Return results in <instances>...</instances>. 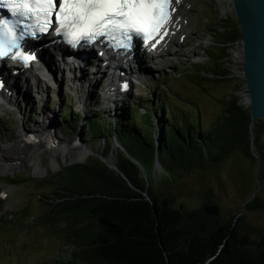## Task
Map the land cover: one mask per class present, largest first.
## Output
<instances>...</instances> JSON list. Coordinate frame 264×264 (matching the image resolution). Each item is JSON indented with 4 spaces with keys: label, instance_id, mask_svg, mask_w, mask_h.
<instances>
[{
    "label": "rangeland",
    "instance_id": "rangeland-1",
    "mask_svg": "<svg viewBox=\"0 0 264 264\" xmlns=\"http://www.w3.org/2000/svg\"><path fill=\"white\" fill-rule=\"evenodd\" d=\"M180 1L181 5L176 9L178 17L180 20L182 18L188 27L185 37H181L180 41L185 38L190 41L195 37L201 40L209 37L210 43L203 50L193 48L188 52L182 50L181 45L163 70L158 71L153 64L149 67L142 66L139 72L145 71L142 72L145 76L140 77L139 81L135 78L128 80L130 89L127 96L125 95L124 101L116 107L113 102L105 98L106 81L101 79V82L96 84L93 75L86 77L80 76L79 73L74 77L80 78L81 81L74 84L72 74L80 71L77 69H74L70 75L66 73V76L61 73L56 75L53 72L50 74L52 82H48L47 88L45 86L42 89L36 88L37 86L32 82V87L26 88L25 83L22 84L18 79L14 84H18L17 90L22 89L23 94L15 98L18 92L11 90L12 94L11 91L10 94L13 97L0 109V146L17 140L24 128L38 131L43 123H49L47 127L56 132L53 140L59 142L61 139L65 142H75L76 147L84 145L88 147L87 120L99 115L102 121L105 120L107 127L109 117L114 119L125 110L133 111V118L142 133L148 136L150 117L142 116V112L134 110H137L136 106L140 102H152L156 94L162 92L165 93L166 102L169 101L174 111L190 113L194 118L193 107H198L203 126L210 125L221 115L222 107L219 101L225 98L235 96L239 106L248 109L249 106L243 103L247 91L244 78L241 76L240 34L235 47L232 51L229 50L232 56L229 76H222L218 82H215L208 79L211 75L207 74L211 70V62L205 53L206 49L209 48L212 56L222 50L220 45L223 41L218 39L220 37L218 30L224 32L227 26L238 30L230 6L227 5L226 0L219 1L223 19V22H219L216 15L208 10H200L209 3L208 0ZM184 6L189 7L188 16L184 15ZM214 32L217 38L212 41ZM228 68L229 66L226 65L225 71ZM66 83L70 86L66 87ZM122 83L117 85L120 87ZM80 85L84 93L76 90L75 87ZM86 92L90 94L89 97ZM116 97L123 96L117 94ZM19 101H22L21 104L18 103ZM144 105L145 103H141L140 106ZM165 108L169 113L170 107L166 104ZM63 110H69L77 117L79 126L73 131L67 130L66 133L62 131L60 117L63 115ZM255 124L263 128L264 120L260 119ZM29 131L25 133H28V136L34 135L46 139L51 137L46 132L29 133ZM115 143L113 137L112 144ZM96 145L98 146L93 148L94 154H90L83 163L62 166L57 171L51 168L53 153L44 150L36 157V161L45 171L41 177L34 175L31 164L13 173H0V264H66L71 261V252L75 251V247L66 240L64 233V229L68 228L69 224L66 220L55 221L53 214L49 213L48 203L55 202L57 187L66 183L71 174V170H67L69 167L82 166L94 160L100 161L101 151L96 153V150L102 145V141ZM114 150L103 159L111 155L115 158ZM58 161L62 164L60 159ZM140 162L145 171L142 176L146 186H149L155 195L174 197L175 208L193 210L204 205H215L219 209L218 217L221 221H232L237 224L241 219L239 224L249 227L252 240L264 231V162L257 165L256 160L245 158L239 148L221 163L211 164L206 160H200L190 167L176 170H171L164 160L161 166L159 163H150L143 159H140ZM256 200L262 203L261 208L246 207ZM46 215L50 217L47 222H45Z\"/></svg>",
    "mask_w": 264,
    "mask_h": 264
},
{
    "label": "trees",
    "instance_id": "trees-1",
    "mask_svg": "<svg viewBox=\"0 0 264 264\" xmlns=\"http://www.w3.org/2000/svg\"><path fill=\"white\" fill-rule=\"evenodd\" d=\"M238 38V30L227 26L218 39L231 42ZM205 53L211 62L208 79L218 82L226 76L228 55L225 49L213 56L209 48ZM140 103H145L144 108L137 105L134 111L145 109L142 116L150 117L148 136L131 110L109 117L107 127L97 115L87 120L90 149L102 141L96 153L101 151L104 158L116 137L142 167L140 159L154 163L157 158L160 166L164 160L171 170L200 160L218 164L237 148L245 158L256 160V156L264 162V127H250L249 109L240 107L235 96L219 101L221 115L205 126L198 107H193L194 118L174 111L164 92L152 102ZM60 118L63 132L79 126L69 110H63ZM114 152L118 172L98 160L69 167L71 174L57 187L55 202L48 203L54 220L69 224L65 238L75 251L66 264H264V231L252 240L249 227L239 224L241 219L234 224L205 215L202 207L175 208L174 197L155 195L140 169L120 150ZM246 207L258 209L262 203L256 200Z\"/></svg>",
    "mask_w": 264,
    "mask_h": 264
},
{
    "label": "snow or ice",
    "instance_id": "snow-or-ice-1",
    "mask_svg": "<svg viewBox=\"0 0 264 264\" xmlns=\"http://www.w3.org/2000/svg\"><path fill=\"white\" fill-rule=\"evenodd\" d=\"M19 12L29 14L39 25L32 38L47 33L53 24L57 35L63 36L73 47L93 44L103 37L113 48L130 50L134 38L148 45L157 37L162 40L169 34L175 8L179 0H7ZM25 15V19L29 18ZM0 59H20L25 63L35 54H25L21 35L17 38L12 26L0 24ZM159 43V40H156ZM10 49H16L10 55ZM126 88L127 85L125 84Z\"/></svg>",
    "mask_w": 264,
    "mask_h": 264
},
{
    "label": "bare ground",
    "instance_id": "bare-ground-1",
    "mask_svg": "<svg viewBox=\"0 0 264 264\" xmlns=\"http://www.w3.org/2000/svg\"><path fill=\"white\" fill-rule=\"evenodd\" d=\"M180 5V0L179 3L174 2L175 9H177ZM187 31L188 30L185 21L182 18L180 20L176 10L172 18V23L168 26L169 34L165 37L162 43L156 46L155 50L153 51L156 55L155 62L152 61L151 64L156 66L158 69H163L164 67H166L171 62L173 54L178 51V48H180V38L184 37ZM49 48L51 47L49 46ZM42 56L46 63L45 67L47 68H42L41 66L37 67L38 65L36 66V63H32L29 65V68L27 70L23 69L20 71L19 68L16 69L15 72L21 75L20 77L22 80L20 82H22V84L24 82L26 88L32 87L31 82L37 86L36 88L42 89L45 86L47 88L48 82H52L50 79V74H52V72H55L56 75H58V73H61L63 76H66V73L69 74L68 72H71L73 68L80 70L79 72H77L78 74L81 72L80 76L84 75L87 77L93 75V79L96 84L97 82H101V79L106 81L107 83L108 81H110V77L112 76L114 81L128 83V80L134 79L133 76H138L139 79V77H142L144 75V73L142 72H145L143 70L141 73L139 72V69L144 66V63L128 62L124 65L116 64V67L112 68L111 66L103 65L102 60H99L95 63L96 57L92 56L90 53H88L85 58H82L84 64H78V68L67 63L70 60L69 56H71V54L63 52L60 53L54 48H51V50H45L44 54L42 53ZM6 75L7 74L4 70H0L1 90H8V94L2 95L3 92L0 93V109L3 107L4 103L10 102L9 100L11 99V97H13L11 96L12 91L11 94H9V90H11L13 81L9 79L11 78L9 76H7L8 78H5ZM138 79L136 78V81H139ZM79 81H81L80 78L73 77L72 82L74 84L80 83ZM114 81L112 80V83ZM67 84L68 83H66V87H69L70 85ZM81 86L82 85L76 86L75 88L76 90H81V92L84 93V90H82ZM129 89L130 88H127L125 90L123 89L122 92L119 93L114 85H109L107 86V90L104 95L106 96L105 98H107V101L113 102V105L116 107L119 103L124 101L125 95L127 96V92L129 91ZM86 93L87 97H89L90 94L88 92ZM115 93L116 95L118 94L123 97L117 98ZM16 94L17 95L15 98H18L19 93ZM243 103L246 106H249V100L247 98L243 100ZM118 110L119 109L117 108L116 111ZM47 125H49V123H43L42 126H39L41 127V129H38V131L33 129H30L33 131H29V129L24 128L22 129L23 133L19 135L17 140L12 141L7 145L0 146L1 174L13 173L25 167L26 165L31 164V166L34 168V175L36 177L43 176L45 171L36 161V157L44 150H50L53 153L51 168L54 171L59 170L62 166L66 167L73 164L83 163L90 154L94 153L93 150L90 149V147H87V145L74 147L72 143L65 142L64 140L60 139L59 142L57 140H53L55 139L56 132L55 130H51L49 127H47ZM28 131L29 133L46 132V134H50L51 137L48 139L37 137V143H34V145L25 146L22 145V140L23 138L28 136V133L25 134ZM58 159L62 161V164L58 161ZM104 160L107 165L112 166L114 163V156H108Z\"/></svg>",
    "mask_w": 264,
    "mask_h": 264
},
{
    "label": "water",
    "instance_id": "water-1",
    "mask_svg": "<svg viewBox=\"0 0 264 264\" xmlns=\"http://www.w3.org/2000/svg\"><path fill=\"white\" fill-rule=\"evenodd\" d=\"M215 1L219 6L220 0ZM226 3L233 12L240 34L242 76L249 99L248 109L250 127H252L256 121L264 120V0H226ZM114 140H116V147L113 144L111 150H120L140 169L141 173H144L143 167L128 154L116 137ZM34 143H37V137H33L28 143L22 142V145L30 146ZM255 158L257 165H259L261 163L260 159L256 156ZM99 160L108 169L118 172L114 163L112 166L107 165L101 156ZM157 163L158 160L155 158V164ZM202 211L209 217L216 218L219 216V209L215 205H204Z\"/></svg>",
    "mask_w": 264,
    "mask_h": 264
},
{
    "label": "built area",
    "instance_id": "built-area-1",
    "mask_svg": "<svg viewBox=\"0 0 264 264\" xmlns=\"http://www.w3.org/2000/svg\"><path fill=\"white\" fill-rule=\"evenodd\" d=\"M208 10H211L214 15H216L217 17V20L219 22H223V19H222V14H221V10L219 9V6H218V3L215 1V0H211L210 2V6L207 8ZM220 33H222L223 31L221 30H218ZM216 39L214 33H213V37H212V41ZM238 42V39L234 40V41H231V42H222V44L220 45L222 49H225L228 57L225 59V61H227V65L229 66V68L227 69V73H226V76H223V77H227L229 76L230 74V67H231V55L229 53V50L232 51V49L235 47L236 43ZM210 43V40H209V37H206L205 39H199L197 40V47L196 48H200L201 50H203V48L205 46H207L208 44ZM240 45H241V42H240ZM241 76H242V70H241ZM243 77V76H242ZM231 82V80H230ZM246 98L248 99V94L245 95ZM249 100V99H248Z\"/></svg>",
    "mask_w": 264,
    "mask_h": 264
}]
</instances>
